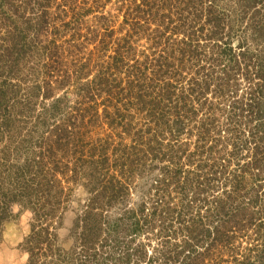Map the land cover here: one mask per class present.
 Segmentation results:
<instances>
[{
	"label": "trees",
	"instance_id": "obj_1",
	"mask_svg": "<svg viewBox=\"0 0 264 264\" xmlns=\"http://www.w3.org/2000/svg\"><path fill=\"white\" fill-rule=\"evenodd\" d=\"M90 1L0 0V242L19 197L33 221L26 264H264V0H156L165 52L142 60L130 35L107 55L103 14L83 33L104 5ZM154 9L142 0L137 17ZM235 74L248 87L231 96L221 150L216 118L191 106ZM104 122L116 144L91 139Z\"/></svg>",
	"mask_w": 264,
	"mask_h": 264
},
{
	"label": "rangeland",
	"instance_id": "obj_2",
	"mask_svg": "<svg viewBox=\"0 0 264 264\" xmlns=\"http://www.w3.org/2000/svg\"><path fill=\"white\" fill-rule=\"evenodd\" d=\"M145 1L148 5L153 4L155 6L154 20L150 15H147V20L137 17V8L139 5H141L142 0H102V3L104 4L103 7L90 16L86 17L87 23L84 25L83 33H87L89 26H96L93 21V15L96 14L100 16L103 14L109 17L110 28L115 31L112 49L108 51L107 55L114 54L113 50L117 48L119 43L117 39L121 41V38L129 35L133 40V54L138 56L140 60L143 59V54L148 53L151 56H153V54L155 56L158 54H164L165 48L162 46V44L155 49L152 41V36L154 35L156 29L161 26L159 22L160 14L159 16L156 15V0ZM92 3L93 1L91 0L90 4ZM142 8L148 9V6L144 5ZM135 15L137 19L134 18ZM136 20L138 21L135 22ZM99 32L102 34L104 30L100 29ZM175 38L176 37H174L172 40H175ZM176 39H179V37ZM107 41H109V38H107ZM203 42L204 41L202 40L201 43ZM233 45H238V40L236 38L233 40ZM98 55H100V52ZM131 63H133V61ZM206 65L207 67L209 66L208 64ZM246 86L248 87L247 80H245L240 74H235L230 83L226 85H224L222 82H219L218 84V80L212 81L208 87V90L201 97V100L197 101L195 99L194 104L191 106V108L195 106L199 109L200 104L204 103L205 111H210V114L216 118V124L214 123L215 128L218 130L223 129L221 132L222 142L217 143V147L221 150H226L228 147H230L226 142V138L229 134L225 132V129L227 128L228 124V106L231 96L233 95L234 90L237 92L236 95L238 94L243 96V90L246 88ZM221 90H223L224 93H222L223 91ZM198 95L200 94L198 93ZM102 110L103 107H101V111ZM131 112L133 113L134 111L131 110ZM196 123L197 121L195 118H193L188 123L189 126L185 129V134L192 132L193 130L191 129L195 128ZM89 129H91L90 136L92 140H96L97 138H105L107 136H111L113 139H115V144L119 140L118 133L120 132V129L112 130L105 122L100 127L95 128L92 126ZM193 132L196 134L195 131ZM214 133L216 132L214 131ZM187 137V135H183V139H187ZM195 139L196 136H193L190 138V141L193 142ZM124 143L128 144L130 143V140L126 139ZM137 183L138 180L136 179L133 185ZM133 192L134 191L130 192L131 198L135 200L137 197ZM72 197L74 200L73 206L77 208V203L81 202V204H83L85 202L87 194L82 187L75 186L73 187ZM7 203L11 217L5 223L2 232V240L0 242V264H26L28 260V253L23 249L22 245L25 238L31 233L32 230V214L28 210L25 200L22 198H10ZM75 220V213L69 211L65 216L63 225L57 230L58 241L65 249H69L72 246L70 233ZM249 235L252 237H250V239H245L242 243L244 246L253 247V245L258 243L257 241H254L256 239L254 236L256 235L254 234V231H250Z\"/></svg>",
	"mask_w": 264,
	"mask_h": 264
}]
</instances>
